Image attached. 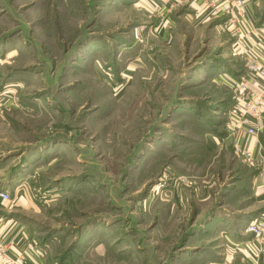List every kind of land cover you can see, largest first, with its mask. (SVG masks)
<instances>
[{
    "label": "rangeland",
    "instance_id": "rangeland-1",
    "mask_svg": "<svg viewBox=\"0 0 264 264\" xmlns=\"http://www.w3.org/2000/svg\"><path fill=\"white\" fill-rule=\"evenodd\" d=\"M222 2L0 0V191L51 264H247L245 165L208 143L264 0Z\"/></svg>",
    "mask_w": 264,
    "mask_h": 264
},
{
    "label": "crops",
    "instance_id": "crops-1",
    "mask_svg": "<svg viewBox=\"0 0 264 264\" xmlns=\"http://www.w3.org/2000/svg\"><path fill=\"white\" fill-rule=\"evenodd\" d=\"M216 1H223L222 3H224V5L226 4L228 7L238 9L235 0ZM241 1L242 8L246 9L248 17L254 18V6L258 7L261 0ZM253 32H255L254 44L257 50L255 60L258 64L264 65V26L255 29ZM253 86L257 87L258 84L254 81ZM246 136L244 131H239L237 133H231L226 143L220 142L217 138H211L210 143H207L213 145V149L218 148L219 145L224 146L226 144L230 146L234 145L235 147L251 148L255 151L256 155H258L259 152H262L264 155V141L262 139L264 137V131L260 133L259 140L256 138H246ZM238 159L245 165L244 168L246 170L245 173L236 171L239 179L236 191H234L232 195L235 196L236 201L238 199L242 200L248 204L247 207H252L249 218L254 216L259 217L262 214L260 211L264 208V172L250 168L239 156ZM19 208L23 209V206L21 202L16 199L11 202H5L0 197V244L9 248L11 256L22 258V264H51L46 257V250L39 247L37 244L38 242L33 240L31 234H29L26 221L14 216V214H17ZM248 251L249 252H244L242 254V261H246L247 264H254L255 261L252 256H257L259 249L257 245L254 244Z\"/></svg>",
    "mask_w": 264,
    "mask_h": 264
},
{
    "label": "built area",
    "instance_id": "built-area-1",
    "mask_svg": "<svg viewBox=\"0 0 264 264\" xmlns=\"http://www.w3.org/2000/svg\"><path fill=\"white\" fill-rule=\"evenodd\" d=\"M235 3L242 7L241 0H235ZM224 9L226 10V8ZM226 12L234 13L232 10H226ZM254 81L258 84L257 87L253 86ZM234 86L233 98L235 102L229 111V131L231 133L244 131L248 137L257 138L264 131V65L249 61L247 75L239 77ZM235 150L246 165L264 172V155L262 152L256 155L253 149L242 147H235ZM0 197L5 202L11 200L10 193L7 191L0 192ZM245 232L253 236L254 241L258 244L259 252H264V213L258 219L250 222ZM22 263V258L11 256L9 248L0 244V264Z\"/></svg>",
    "mask_w": 264,
    "mask_h": 264
}]
</instances>
